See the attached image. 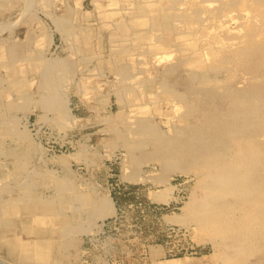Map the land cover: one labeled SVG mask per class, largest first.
Here are the masks:
<instances>
[{"label": "rangeland", "instance_id": "1", "mask_svg": "<svg viewBox=\"0 0 264 264\" xmlns=\"http://www.w3.org/2000/svg\"><path fill=\"white\" fill-rule=\"evenodd\" d=\"M259 129L264 0H0V264H264L198 167Z\"/></svg>", "mask_w": 264, "mask_h": 264}, {"label": "bare ground", "instance_id": "2", "mask_svg": "<svg viewBox=\"0 0 264 264\" xmlns=\"http://www.w3.org/2000/svg\"><path fill=\"white\" fill-rule=\"evenodd\" d=\"M255 90L256 88L254 87L242 93L239 99L243 102H248L250 100L253 104L251 108L257 109V106H259L258 94L260 92ZM233 133L236 134L235 138L241 136L244 133L243 127H237ZM257 134L264 136V130L259 129ZM246 140L247 141L244 143L242 141H234L231 145L226 144L223 147L217 146L218 148L214 151H212L213 149L206 151L205 154L202 155L203 157H201L204 163L198 166L202 167L203 165L206 168L203 172L204 177L202 181H200L202 185L200 186L204 187L207 192L202 201V207H204L206 212L205 214L212 218L211 222L221 231L220 235L233 238L235 242H237L239 249H251L258 246L256 244L257 242L261 240L263 242L264 240V187H262L263 184L258 181H251L250 183L245 181L246 176L251 171L264 166V140L257 141L252 137ZM188 165L193 168L192 170L190 169L191 171L195 169L194 164L190 163ZM186 172H189V170ZM197 183H199V181ZM198 186L199 184L197 187ZM258 191L261 197L257 202V200H255L256 197H253V195L250 196L249 194L258 193ZM223 193H228L234 198L242 200L244 202L243 204H246V207L244 205L243 208L242 204L239 208L235 209L223 205L219 202ZM209 195H211L212 198H210ZM202 196H204V194ZM194 198L196 197H193V199ZM157 199H162V197H157ZM216 202L218 204H216ZM252 202L257 203L255 209L250 207V203ZM24 205L26 204L24 203ZM199 206L201 205L199 204ZM167 219L168 221H174L173 216H168ZM201 257L203 256L201 255ZM157 264L183 263H181V257H177L160 261Z\"/></svg>", "mask_w": 264, "mask_h": 264}]
</instances>
